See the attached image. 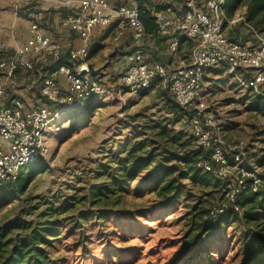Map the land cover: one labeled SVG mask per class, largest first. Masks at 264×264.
I'll list each match as a JSON object with an SVG mask.
<instances>
[{
	"label": "rangeland",
	"instance_id": "rangeland-1",
	"mask_svg": "<svg viewBox=\"0 0 264 264\" xmlns=\"http://www.w3.org/2000/svg\"><path fill=\"white\" fill-rule=\"evenodd\" d=\"M142 1L147 10L168 16L176 14L182 6L181 0ZM225 34L244 46L257 47L264 41V15L250 24L246 8L240 7L229 19ZM183 43L181 53L187 54L191 46ZM122 52L121 47L109 44L99 54L97 65L103 67L110 61L105 69L108 78L102 80L107 92L91 99L86 108L69 111L52 124L47 132L46 160L26 172L25 187L20 194L5 196L0 227L18 222L22 226L11 234L18 239L30 234L31 229L48 227L45 224L49 220L55 222L53 228L58 236L48 237L52 264H250L247 245L252 235L261 233L264 215L259 227L240 220L215 225L210 231L212 237L200 241L206 243L201 252L187 247L197 234L194 231L195 221H200L197 214L209 211L221 200L217 199L220 191L215 184L194 185L185 181L181 195L171 198L166 207L158 202L152 184L145 185L141 179L122 185L123 189L104 203L91 198L92 189L108 186L111 174L122 173L117 169L131 149L149 141L159 126L168 127L171 137L181 140L166 144L155 139L153 145L145 147L143 156L150 154L155 159L152 165L142 168L141 177H147L159 161L199 148L186 112H171L160 90L136 95L120 90V71L113 65L111 54ZM49 69H43L42 74ZM205 82L212 116L223 129L227 143L244 148L246 163L258 169L264 181V113L251 107L256 95L241 88L221 67L207 70ZM33 87L30 92L35 102L41 98L39 81ZM138 188H142L140 193ZM63 204L73 207L51 219L54 210ZM83 213L87 214V220L78 228L76 224ZM25 222H31L30 228Z\"/></svg>",
	"mask_w": 264,
	"mask_h": 264
},
{
	"label": "built area",
	"instance_id": "built-area-1",
	"mask_svg": "<svg viewBox=\"0 0 264 264\" xmlns=\"http://www.w3.org/2000/svg\"><path fill=\"white\" fill-rule=\"evenodd\" d=\"M64 2L77 6L64 16L62 24L82 41L81 47L67 53V59L60 44L44 36L37 24L30 27L29 39L12 57L0 56V76L7 83H15L19 74H28L32 86L39 81L41 94L31 106L20 99L8 106L2 101L5 86L0 82V183L15 181L22 169L44 162L52 124L107 92L102 80L88 68L89 43L94 28H110L117 23L130 29L134 43V50L126 55L129 65L118 79L120 90L133 95L164 91L180 108L191 112V132L208 155L197 168L224 183L222 198L210 209L209 217L216 221L228 212L241 216V196L246 191L258 192L263 179L258 169L246 163L244 148L227 143L223 129L216 124L207 100L205 72L221 67L241 88L264 100V41L257 47H247L226 36L225 0H181V8L172 16L153 13L158 35L167 41L172 64H149L140 51L146 31L136 0ZM182 40L191 43L187 54L181 53ZM40 64L51 67V71L37 78Z\"/></svg>",
	"mask_w": 264,
	"mask_h": 264
},
{
	"label": "trees",
	"instance_id": "trees-1",
	"mask_svg": "<svg viewBox=\"0 0 264 264\" xmlns=\"http://www.w3.org/2000/svg\"><path fill=\"white\" fill-rule=\"evenodd\" d=\"M138 6L142 12L141 18L146 34L157 39L159 35L153 19L154 12L147 10L144 7V2L142 0H138ZM240 7L246 8V18L250 24H255L258 22L259 17L264 15V0H225L224 9L228 21L235 16L236 11ZM161 9L162 8H158V11ZM158 40L160 41L159 38ZM164 40L165 39L163 38V41ZM183 42L185 41L182 40V43ZM100 49H102L101 46L94 47L89 59H91V57H93ZM161 94L167 98L170 111L174 113L180 111L186 112L187 120L189 122L191 112L180 108L173 98H170L171 95L168 93L161 91ZM253 99L251 107H257L258 111L264 113L263 98L256 95ZM171 135L172 131L169 130L168 127L159 126V131L149 141L145 140L135 145L133 149H131L128 157H125L123 160L122 166L117 169V172L122 173L111 174V181L108 182V186L92 189L90 196L91 198L96 199L94 202L104 203V200L110 199L111 195L116 191L122 190V185L134 182L137 179H141L145 185L152 184V191L156 193L158 202L163 207L168 206L171 198H178L181 195V189L185 186L183 184L185 181H190L194 185L215 184L220 191L217 198L220 200L224 191V183L208 173H203L197 168V164L201 159L208 158V155L200 148L186 152L181 156L176 154L172 158L161 160L153 166L154 170L150 172L147 177L140 176L142 168L147 165H152L155 159L150 154H147V156L144 157L142 154L143 149L153 145L155 139L163 140L166 144L170 142L177 143L178 139L179 141L181 140V137L172 138ZM39 164L40 163L22 169L19 177L15 181L0 183V211L6 205L5 196L20 194L25 187L23 179L26 172L31 169L30 167ZM140 190H142V188H138L137 193H140ZM239 205L242 210L241 216L233 212H228L218 220L212 221L209 217L210 210L197 214L200 219V221H195L194 223V231L197 234L188 241L187 247H195L197 253L205 250L206 243L200 244V241L203 239L208 241L210 237H212L210 231L214 230L215 225H219L223 222L240 220L246 225H255L256 227L261 226L262 224H259V222L261 215H264V181L258 192L252 193L246 191L243 193L239 200ZM72 207L73 204H63L61 208L54 210L51 219L56 215L67 213ZM86 220L87 214L83 213L80 220H78L79 224H76L77 227L79 228L82 226L81 224L86 223ZM46 223L47 224L45 225H48V227L41 226L36 229H31L30 234L18 239L13 238L11 234L12 231L21 224L18 222H8L6 225L1 226L0 264H52L53 260L48 248L50 246L48 237H57L58 232H54L53 227L55 226V222L49 220ZM24 225L30 228L31 222H25ZM261 233H264V226ZM261 233H255L252 235V241L247 245V251L250 253L251 257L250 264H264V235H261ZM82 249H84V246H82Z\"/></svg>",
	"mask_w": 264,
	"mask_h": 264
},
{
	"label": "crops",
	"instance_id": "crops-1",
	"mask_svg": "<svg viewBox=\"0 0 264 264\" xmlns=\"http://www.w3.org/2000/svg\"><path fill=\"white\" fill-rule=\"evenodd\" d=\"M137 2V0H136ZM77 4H67L64 0H0V56L12 57L16 51L24 46L30 37V27L33 24H37L39 30L44 36L51 38L53 41L60 44L63 52L65 53V59H67V53L72 49H77L82 46V41L78 35L70 28L63 26V19L67 13L73 12ZM160 39V41L158 40ZM158 38L150 37L146 34L142 42L140 49L144 59L149 64L163 63L168 67L171 66L173 58L168 52L167 41H163V37ZM109 44H112L114 48L121 47L124 52L111 54L112 63L119 68L118 75L121 76L128 67V61L126 59V53H130L134 50L133 40L131 37V31L128 27H120L119 24H114L110 28L96 27L93 29L90 37V54L94 47H102L91 59L89 64L93 66L95 70H100L98 76L101 80H106L107 64L103 67L97 65V57L99 54H103L105 48ZM184 44V43H183ZM182 41L180 45L182 46ZM191 46V43H188ZM181 48V47H180ZM120 55H123L120 57ZM49 68L48 66H42L41 64L36 69L37 78L40 75H48L50 69L42 74L43 69ZM51 68V67H50ZM30 75L19 74L15 83H7L5 78L0 76V82L5 86V95L3 97V103L11 105L13 100L20 99L28 105H33L32 95L30 88L34 87L29 82ZM60 83L64 84L65 79L60 78ZM40 92V87L38 89Z\"/></svg>",
	"mask_w": 264,
	"mask_h": 264
},
{
	"label": "water",
	"instance_id": "water-1",
	"mask_svg": "<svg viewBox=\"0 0 264 264\" xmlns=\"http://www.w3.org/2000/svg\"><path fill=\"white\" fill-rule=\"evenodd\" d=\"M88 68H89L90 72H91L94 76H99V75H100V70H95V69L93 68L92 65H89Z\"/></svg>",
	"mask_w": 264,
	"mask_h": 264
}]
</instances>
